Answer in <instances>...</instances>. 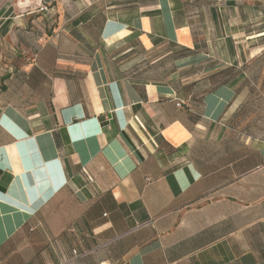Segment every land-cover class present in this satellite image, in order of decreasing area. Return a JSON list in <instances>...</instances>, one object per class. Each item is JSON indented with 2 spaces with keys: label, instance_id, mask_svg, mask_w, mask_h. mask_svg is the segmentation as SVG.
Returning a JSON list of instances; mask_svg holds the SVG:
<instances>
[{
  "label": "crops",
  "instance_id": "0c3cea01",
  "mask_svg": "<svg viewBox=\"0 0 264 264\" xmlns=\"http://www.w3.org/2000/svg\"><path fill=\"white\" fill-rule=\"evenodd\" d=\"M262 19L0 0V264H264Z\"/></svg>",
  "mask_w": 264,
  "mask_h": 264
},
{
  "label": "rangeland",
  "instance_id": "374dc122",
  "mask_svg": "<svg viewBox=\"0 0 264 264\" xmlns=\"http://www.w3.org/2000/svg\"><path fill=\"white\" fill-rule=\"evenodd\" d=\"M260 23H261V25H259ZM255 25H256L255 26V30L264 28V20L263 19L259 20L258 22L255 23ZM202 32H204V31H202ZM247 32H248V28H247V26H245L244 30H242L238 34L239 38H244V36L247 34ZM228 33H230V32H228ZM208 35H210V36L215 35V31L213 30V28L208 29ZM242 44L244 45V49L264 48V39H262V40L261 39H256V42L255 41L254 42L253 41H248V43L245 42V43H242ZM203 45H205V44H203ZM222 45H226L227 48L229 46L228 43L227 44H222ZM206 47H207V49H209L211 51H215V50H217L218 45L215 42L211 41L210 43L206 44Z\"/></svg>",
  "mask_w": 264,
  "mask_h": 264
},
{
  "label": "built area",
  "instance_id": "2783aa9c",
  "mask_svg": "<svg viewBox=\"0 0 264 264\" xmlns=\"http://www.w3.org/2000/svg\"><path fill=\"white\" fill-rule=\"evenodd\" d=\"M182 105H183V103H179V104H178L179 107H182Z\"/></svg>",
  "mask_w": 264,
  "mask_h": 264
}]
</instances>
